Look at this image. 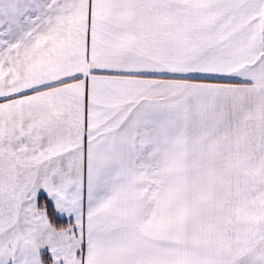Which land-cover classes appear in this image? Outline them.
I'll return each mask as SVG.
<instances>
[{
	"label": "snow or ice",
	"instance_id": "obj_1",
	"mask_svg": "<svg viewBox=\"0 0 264 264\" xmlns=\"http://www.w3.org/2000/svg\"><path fill=\"white\" fill-rule=\"evenodd\" d=\"M0 264H264V0H0Z\"/></svg>",
	"mask_w": 264,
	"mask_h": 264
}]
</instances>
